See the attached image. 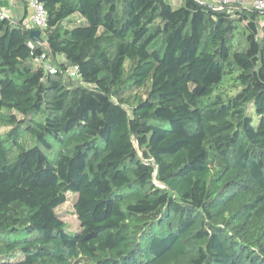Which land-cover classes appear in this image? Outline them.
I'll return each instance as SVG.
<instances>
[{
  "label": "trees",
  "instance_id": "obj_1",
  "mask_svg": "<svg viewBox=\"0 0 264 264\" xmlns=\"http://www.w3.org/2000/svg\"><path fill=\"white\" fill-rule=\"evenodd\" d=\"M38 1L40 42L0 16V264H264V10Z\"/></svg>",
  "mask_w": 264,
  "mask_h": 264
},
{
  "label": "built area",
  "instance_id": "obj_2",
  "mask_svg": "<svg viewBox=\"0 0 264 264\" xmlns=\"http://www.w3.org/2000/svg\"><path fill=\"white\" fill-rule=\"evenodd\" d=\"M28 3V7L30 9V14L28 20L32 24L33 27L42 30L46 27L47 17L46 11L43 5L38 0H25ZM203 2H208L215 5L218 9L229 8L235 4H242L244 6H249L253 9L264 10V0H201ZM0 16H4V13L0 11ZM38 60V59H36ZM45 68L49 71V73H54L55 69L47 64H45ZM70 74L74 77H78L79 73L77 71V67H74Z\"/></svg>",
  "mask_w": 264,
  "mask_h": 264
},
{
  "label": "crops",
  "instance_id": "obj_3",
  "mask_svg": "<svg viewBox=\"0 0 264 264\" xmlns=\"http://www.w3.org/2000/svg\"><path fill=\"white\" fill-rule=\"evenodd\" d=\"M0 11L6 16L18 19L24 14L25 2L24 0H0Z\"/></svg>",
  "mask_w": 264,
  "mask_h": 264
},
{
  "label": "rangeland",
  "instance_id": "obj_4",
  "mask_svg": "<svg viewBox=\"0 0 264 264\" xmlns=\"http://www.w3.org/2000/svg\"><path fill=\"white\" fill-rule=\"evenodd\" d=\"M174 6H178L180 0H171ZM58 211L62 215L63 219L68 223L69 228L72 229V232H74L77 228L78 221L76 219V216L74 215V209L72 206V199L69 198L67 202H65L63 205H61L58 208Z\"/></svg>",
  "mask_w": 264,
  "mask_h": 264
},
{
  "label": "water",
  "instance_id": "obj_5",
  "mask_svg": "<svg viewBox=\"0 0 264 264\" xmlns=\"http://www.w3.org/2000/svg\"><path fill=\"white\" fill-rule=\"evenodd\" d=\"M28 37L30 40H33V41L37 40L40 42L42 40L40 30L37 28L31 30Z\"/></svg>",
  "mask_w": 264,
  "mask_h": 264
}]
</instances>
